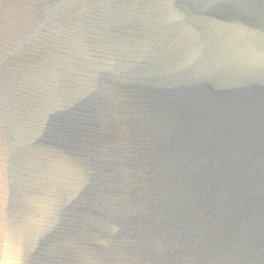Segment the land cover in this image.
<instances>
[{
  "label": "water",
  "instance_id": "obj_1",
  "mask_svg": "<svg viewBox=\"0 0 264 264\" xmlns=\"http://www.w3.org/2000/svg\"><path fill=\"white\" fill-rule=\"evenodd\" d=\"M0 264H264V0H0Z\"/></svg>",
  "mask_w": 264,
  "mask_h": 264
}]
</instances>
